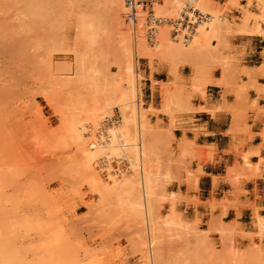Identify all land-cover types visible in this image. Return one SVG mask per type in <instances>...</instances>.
Segmentation results:
<instances>
[{
    "label": "rangeland",
    "instance_id": "374dc122",
    "mask_svg": "<svg viewBox=\"0 0 264 264\" xmlns=\"http://www.w3.org/2000/svg\"><path fill=\"white\" fill-rule=\"evenodd\" d=\"M18 1L0 7L3 9L0 10V181L3 178L4 182H0V248L10 244L8 248L12 250L5 256L8 248L4 246L0 261L264 264V217L259 215L258 207L249 206L252 232L225 227L215 235L211 229L206 230L199 218L184 210L181 202L189 204V201L181 193L169 192L174 182L182 183L178 176L180 163L171 149L172 142L156 137L149 124L148 113L154 110L144 109L147 90L144 69L148 68L150 74L167 70L168 81L171 80L166 84L151 81L152 90H159L163 111H190L193 93L204 94L210 81L209 67L195 65L188 56L204 46L210 47L212 40L219 42L220 36L213 31L228 26L225 13L233 8H240L245 13L242 21L248 18L260 30L259 26L264 25V2L228 0L221 4L210 0L204 8L201 7L204 0H163L161 6L155 7L156 16L177 19L186 11L185 6L198 7L202 13L209 10L210 15L190 43L172 39V27L166 25L161 26L157 43L151 45L144 26V49L136 54L135 27L124 19L125 0H119V5L113 0H45V7L43 0L38 1L40 4L32 0L41 13L35 17L28 14L29 18H35L33 21L23 20L30 0L22 1L26 6L24 13ZM49 1L53 2L49 5ZM34 6H30L31 11ZM5 8L9 10L6 12ZM42 9L49 10L43 13L48 16H42ZM49 14L55 19H50ZM142 15L145 25L146 14ZM26 20L31 21L29 26ZM161 32H166L168 43L175 49L161 47ZM261 34L264 35V30ZM185 64L190 66L189 82L179 73ZM197 65L203 67L204 74L194 81ZM171 70L176 71L174 77ZM130 81L135 85L132 98L135 101L127 107L120 106L118 97L122 91H131ZM107 102L110 109L102 112L98 122L85 121L88 113ZM138 109L143 124L142 139L149 150L148 161L143 158L146 161L143 168L144 172L149 169L150 176L153 173V193H147V199L140 183L139 165L131 162L138 159L132 153L120 152L118 156L100 153L87 166L79 151L82 146L78 130L85 132L87 148L91 141L89 129L93 133L105 116L115 112L122 119L127 117V132L133 137L128 135L129 138L121 137L118 141L138 142ZM127 178L136 182L130 188L127 186L129 191H125L124 185L129 181ZM247 220L243 217V221Z\"/></svg>",
    "mask_w": 264,
    "mask_h": 264
},
{
    "label": "crops",
    "instance_id": "0c3cea01",
    "mask_svg": "<svg viewBox=\"0 0 264 264\" xmlns=\"http://www.w3.org/2000/svg\"><path fill=\"white\" fill-rule=\"evenodd\" d=\"M244 15L240 8L226 12L228 26L214 31L219 42L212 40L210 47L188 56L209 67L210 81L204 94L193 93L190 111L164 112L151 81L167 82V70L150 74L144 69V109L154 110L148 113L149 124L156 137L172 142L180 163L182 183L174 182L169 192L181 193L189 201L181 202L184 210L215 235L225 227L252 232L250 205L264 217V35L252 21L246 26L250 32L242 31ZM188 69L189 64L179 68L185 80Z\"/></svg>",
    "mask_w": 264,
    "mask_h": 264
},
{
    "label": "bare ground",
    "instance_id": "6f19581e",
    "mask_svg": "<svg viewBox=\"0 0 264 264\" xmlns=\"http://www.w3.org/2000/svg\"><path fill=\"white\" fill-rule=\"evenodd\" d=\"M2 3H3V5L1 4V2H0V7H2V6H4L5 7V5H8L7 3L8 2H13L14 0H0ZM5 2V4H4V2ZM20 2H21V4H19V5H21V9H20V11H21V13H24V10H25V7L26 6H24L25 5V2H24V5H22L23 3H22V1L23 0H19ZM18 1V2H19ZM29 1V0H28ZM27 1V2H28ZM31 1V2H30ZM29 1V4H28V7L30 8H26L27 9V11L25 10V12L27 13V17H23V20H24V18H27V20H28V14H29V16L30 15H33L32 17H35V14H37L38 13V11L40 10L39 8V10H37L36 8H35V4H37L38 3V1H42V0H37V2L35 3V1H32V0H30ZM44 1L45 0H43V2H41V3H43L44 5V7H45V4L46 3H44ZM114 2H116L118 5H119V3H120V1L119 0H113ZM191 2H197L198 0H190ZM210 0H204L203 1V3L201 4V7H204V6H206V3L207 2H209ZM232 1H235V0H232ZM260 2L262 1V2H264V0H259ZM7 2V3H6ZM16 3H17V1H15ZM14 2V3H15ZM19 2V3H20ZM53 2V1H52ZM51 2V3H52ZM172 2V1H171ZM13 3V4H14ZM15 3V4H16ZM32 3H35V4H32ZM50 3V1H49V5L51 4ZM176 3H177V1H176ZM38 4H40V2L38 3ZM123 4V3H122ZM122 4H120L121 6H123ZM17 5H18V3H17ZM34 6V9H32L33 11H31V7L30 6ZM47 5H48V3H47ZM46 5V6H47ZM162 5V4H161ZM160 5V6H161ZM174 5H175V3H174ZM22 6H24V9L22 8ZM120 6V7H121ZM177 6L179 7V3L177 4ZM176 6V7H177ZM38 7H39V5H38ZM40 7H42L41 5H40ZM205 8V7H204ZM2 8H0V10H1ZM23 9V10H22ZM46 9H49V8H46ZM116 9V8H115ZM119 9V8H118ZM199 10V8L198 7H195L194 8V10ZM202 9V8H201ZM6 10V12H7V10H9V8H5L4 9V11ZM34 10L35 11H37V12H34ZM45 10V9H44ZM43 9H42V16H44L43 15V13L45 14V12H47V11H44ZM50 10V9H49ZM49 10H48V12L47 13H49ZM122 10V9H121ZM2 12H3V9L1 10ZM0 11V13H2ZM23 11V12H22ZM30 12L32 13V14H30ZM47 13H46V15H47ZM40 14L41 13H38L37 15H39L40 16ZM205 14L206 15H210V11L208 10L207 12H205ZM22 15V14H21ZM36 15V16H37ZM46 15L44 16V17H46ZM50 15L51 14H49V18L50 19H55L54 17H53V15H52V18L50 17ZM48 16V15H47ZM21 18H22V16H20ZM44 17H41V18H44ZM36 18H38V17H36ZM41 18H39L40 20H41ZM48 18V17H47ZM35 20V18L33 19V18H29V20ZM116 19H118L117 17H116ZM172 19V18H171ZM21 20V19H20ZM19 20V22H22L23 23V20L22 21H20ZM27 20L26 21H24L25 23H27ZM37 20V19H36ZM46 20V22H53V20H49L48 19V21H47V19H45ZM45 20L43 19V22H45ZM116 21H118V20H116ZM31 22V21H30ZM30 22L29 23H27V24H25V25H27V26H29V24H30ZM36 22V21H35ZM42 22V21H41ZM42 22V23H43ZM248 22H249V20H248V18H244L243 19V21H242V23L243 24H241V26H243L242 27V29L244 30V32H246L247 31V28H246V26L248 25ZM24 24V23H23ZM33 24V23H32ZM32 24L30 25V27L32 26ZM205 24V23H204ZM20 25V24H19ZM35 25V24H34ZM144 17H143V15H142V13L140 12L139 14H138V17H137V23H136V25H135V28H134V33H135V52H136V54L139 52V51H141L140 49L143 47V33H144ZM249 26V25H248ZM20 27L21 28H23V25H20ZM132 28V27H131ZM198 29V28H197ZM250 29V28H249ZM215 31V30H214ZM213 31V32H214ZM143 32V33H142ZM197 32V31H196ZM247 32H250V31H247ZM254 32V31H253ZM256 32L258 33V34H260V33H262V30H259L258 28L256 29ZM255 32V33H256ZM163 32H161V34H162ZM166 33V32H165ZM165 33H163V35L162 36H160L161 37V47H165V48H168V49H175L174 47H171L170 46V44L168 43V41H167V38H166V36L167 35H165ZM159 40V41H160ZM169 40V39H168ZM157 43V42H156ZM155 43V44H156ZM148 44V43H147ZM154 44V45H155ZM150 46V45H149ZM152 47V46H151ZM133 48V49H134ZM132 49V50H133ZM142 49H144V47L142 48ZM134 53V52H133ZM141 53V52H140ZM134 55V54H133ZM140 55V54H139ZM137 58H138V56H136ZM133 58V57H132ZM133 59H135V58H133ZM136 60V59H135ZM192 63V62H191ZM193 63H195V62H193ZM196 65V64H195ZM198 66V65H197ZM202 66H198V67H196V69L194 70L195 71V74H194V77H193V80L194 81H199L200 79H201V77L203 76V74H204V70H203V67L201 68ZM224 67V66H223ZM131 68V67H130ZM225 68V67H224ZM172 71V70H171ZM170 71V72H171ZM173 72H176V71H172L171 73H173ZM131 73V72H130ZM133 74V73H132ZM173 77H174V75H176L175 73H173V74H171ZM171 77V76H170ZM171 79V78H170ZM176 79H177V77L176 78H174V80L176 81ZM173 80V81H174ZM134 81V80H133ZM133 81L131 82L132 84H131V86H130V90L131 91H129V93H127V92H125V91H122V92H120V96L118 97L117 96V94L118 93H116V97H118V102H119V104H120V106H125V107H127V106H129L130 105V103H132L133 104V101H135V100H132V98H134V96H135V85L133 84ZM168 81V80H167ZM171 80H169L168 82H170ZM174 81V82H175ZM173 82V83H174ZM167 82H165V84H166ZM172 83V82H171ZM172 83V84H173ZM171 84V85H172ZM128 85H129V83H128ZM170 87H172V86H170ZM128 88V87H127ZM172 89V88H171ZM115 97V98H116ZM106 101V100H105ZM110 101H112V100H110ZM114 102V101H113ZM104 103H106V102H104ZM108 103V102H107ZM94 105H97V103L96 104H94ZM99 105V104H98ZM97 105V106H98ZM93 108V107H92ZM108 109H110V107H109V103L108 104H106V105H104V106H100V107H95L94 108V110L92 111L91 109V111H92V113L90 112V113H88L87 115H88V117H86V120L85 121H87V122H90V123H96V122H98L97 120L99 119V117H101V114H102V112H104L105 110H108ZM108 116H110V115H108ZM127 116V115H126ZM105 117H107V116H105ZM104 117V118H105ZM137 118H138V142H131V143H120L118 140H122L121 139V137H128V135H130V133H128L127 132V122H128V119H127V117H126V119L124 118V119H122L121 118V120H123V122L122 123H120L119 125H117L116 124V126L115 125H113L114 126V128L113 129H111L113 126H111L109 129H108V134H109V136H110V141L106 144V145H104V146H102V147H92L91 146V143H89V147H87V148H85L84 146V144L86 143V134H85V132L84 131H79L78 130V134H79V137H78V139H80V141H81V150H79L81 153H82V155H83V157H84V160H85V165H87V166H91L93 163H94V160L96 159L97 160V158L96 157H98V155L100 154V153H102V154H100L101 156L103 155V153L105 154V156L106 155H110L111 153H114L115 155H119V153L120 152H123V154H125V152H130V153H132L134 156H136V159H138V161H131V162H133V164H137V165H139V169H140V177H141V181H140V183L142 184V187H143V193H144V199H147L146 198V196H148L147 195V193L148 194H151V193H153L152 192V188H151V181L153 182V178L151 179V176H152V174L153 173H151V176H150V171H148L147 169V172L145 173L144 172V169L145 168H143L144 167V162H146V161H144L143 160V158L145 157V159L147 158L148 159V155L146 154V152H147V150H148V148H147V146H148V144L147 143H145L144 141H143V137H142V125L143 124H140L141 123V121H140V113H139V109L137 110ZM133 121V120H132ZM102 122V121H101ZM144 128V127H143ZM82 129H84V128H82ZM110 130H111V133H110ZM144 135V134H143ZM131 136V135H130ZM126 137V138H127ZM132 137V136H131ZM129 138V137H128ZM133 138V137H132ZM86 139V140H85ZM116 140V142H118L119 144H115V141ZM131 141H132V139H131ZM113 142V143H112ZM147 144V145H146ZM99 149V150H98ZM127 149V150H126ZM126 150V151H125ZM149 151V150H148ZM148 153V152H147ZM99 155V156H100ZM112 155V154H111ZM121 155V154H120ZM126 155V154H125ZM130 155V154H129ZM145 155H147V157L145 156ZM126 157V156H125ZM146 159V160H147ZM109 160H111V159H109ZM148 161V160H147ZM147 164V163H146ZM145 164V165H146ZM132 165V164H131ZM136 165V166H137ZM150 165V164H149ZM148 165V166H149ZM145 167H147V166H145ZM93 168V167H92ZM138 169V170H139ZM135 171V170H134ZM7 172H10V171H7ZM137 172V171H136ZM145 173V174H144ZM10 178V177H9ZM12 178H13V176H12ZM126 178V177H125ZM1 179V178H0ZM128 179V178H127ZM2 180H3V178H2ZM1 180V181H2ZM8 180V179H7ZM125 180V179H124ZM129 180V179H128ZM191 180V179H190ZM0 181V182H1ZM122 182H124V181H122ZM192 182V181H191ZM193 182H194V180H193ZM1 183H4V182H1ZM121 183V182H120ZM136 183V182H133V179L130 181H125V186H126V188H127V190H125V191H129V188H130V186H133L134 184ZM189 183V182H188ZM133 184V185H132ZM3 185V184H2ZM122 185V184H121ZM124 185L122 186V187H124ZM130 185V186H129ZM118 186H120L119 184H118ZM127 186H129V188L127 187ZM196 186V185H195ZM5 187V186H4ZM126 188H124V189H126ZM133 188V187H132ZM131 188V189H132ZM193 188H194V186H193ZM197 188V187H196ZM151 196V195H150ZM146 201V200H145ZM140 203V202H139ZM145 203H147V201L145 202ZM146 206H147V204H145ZM148 207V206H147ZM150 211H151V209H150ZM146 212H147V210H146ZM148 213V215L150 214L149 212H147ZM151 215V214H150ZM257 216V218L258 219H262L261 217H259V215H256ZM150 218V217H149ZM147 219H148V217H147ZM146 219V220H147ZM148 221V220H147ZM154 221V220H153ZM152 222V221H151ZM150 225V224H149ZM151 229V228H150ZM149 230V229H148ZM152 230V229H151ZM149 233V232H148ZM155 233V232H154ZM153 233V234H154ZM157 234V233H156ZM152 235V234H151ZM150 238V237H149ZM154 238V237H153ZM156 240V239H155ZM150 241V240H149ZM7 242V241H6ZM150 242H152V241H150ZM154 242V241H153ZM8 244V243H7ZM10 245V244H9ZM8 245V246H9ZM4 246L6 247L7 245L5 244V245H3V247H2V249L4 250ZM8 246H7V248H8ZM1 247V246H0ZM1 248H0V257L3 255V254H5V253H7V251H9V248L8 249H5V251H4V253L2 252L3 250H2ZM11 251V253H12V250H10ZM9 251V252H10ZM3 253V254H2ZM2 254V255H1ZM10 255V254H9ZM8 255V253H7V255L5 254V256H9ZM5 256H3V258L5 257ZM6 258V257H5ZM4 258V259H5ZM1 260V259H0ZM3 261V260H2ZM1 262V261H0ZM3 262H5V261H3ZM3 262H1L2 264H6V263H3Z\"/></svg>",
    "mask_w": 264,
    "mask_h": 264
},
{
    "label": "built area",
    "instance_id": "2783aa9c",
    "mask_svg": "<svg viewBox=\"0 0 264 264\" xmlns=\"http://www.w3.org/2000/svg\"><path fill=\"white\" fill-rule=\"evenodd\" d=\"M163 0H125L124 19L128 24L135 27L138 14L145 13V37L149 44L156 43L157 35L160 32L161 26H171V36L175 41L190 43L193 36L196 34L197 28L206 22L208 15L194 10L192 7H187L185 12H182L177 19L165 18L156 16L155 7L160 6ZM121 121L119 112H115L104 118L99 128L92 133L91 128L88 135L91 136L92 147H102L110 141L108 129L118 124Z\"/></svg>",
    "mask_w": 264,
    "mask_h": 264
}]
</instances>
